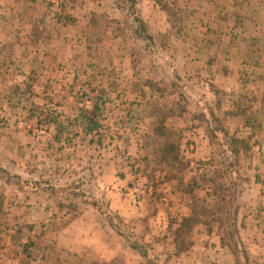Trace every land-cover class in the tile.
<instances>
[{
	"label": "rangeland",
	"instance_id": "obj_1",
	"mask_svg": "<svg viewBox=\"0 0 264 264\" xmlns=\"http://www.w3.org/2000/svg\"><path fill=\"white\" fill-rule=\"evenodd\" d=\"M92 12L123 35L93 42ZM162 121L180 138V177L211 176L195 196L158 167ZM232 137L249 152L231 154ZM222 192L239 261L233 228L209 220L178 250L189 201ZM0 264H264V0H0Z\"/></svg>",
	"mask_w": 264,
	"mask_h": 264
},
{
	"label": "trees",
	"instance_id": "obj_2",
	"mask_svg": "<svg viewBox=\"0 0 264 264\" xmlns=\"http://www.w3.org/2000/svg\"><path fill=\"white\" fill-rule=\"evenodd\" d=\"M59 20L62 19L63 16H66L64 18L68 19L69 25H77L78 21H76L73 17L70 15H66L65 13H60L57 15ZM135 24V33L136 35L140 36L143 40H152V36L148 32V26L144 21H142L140 18L136 17L134 19ZM114 24V22H107L104 25V20L99 15L95 13H90L88 16V24H87V31L86 33L92 37V41L99 44L102 42L104 36L107 34V32L114 30V33L117 37H121L123 35V30L119 28L113 29L111 26ZM111 29V30H110ZM150 90L155 88L154 85L149 84L148 85ZM162 89V88H161ZM161 89H158L160 91ZM155 92L152 93V95L155 96ZM174 101V100H173ZM174 105H176L174 110H178V113L176 115L170 116L173 119L181 120L182 116L187 112V109L184 106H181V101L177 100ZM98 105H95V109H97ZM177 108V109H175ZM94 109V110H95ZM171 111L169 108L167 112ZM81 117L83 119V122L85 124L84 130L86 133H94L98 132L100 125L98 121L94 119V117L91 115V113H82ZM166 120V119H165ZM52 124L56 126V128L59 129L57 132L56 139L60 138L61 132L64 130L63 124L58 122V119L55 117H52L51 120ZM206 122V121H204ZM203 124V123H202ZM206 125L208 123L206 122ZM246 127L253 130V126L251 124V121H246L244 124ZM173 126H169L165 123V121H162L160 124H155L154 129L152 131V136L156 137L159 136L158 144L156 146L157 149V155L159 158H156L158 162V167L160 169L167 172V175L169 176L170 180L176 179L177 185L180 189V193L183 195H196V191L201 188L202 183V189H207L206 187L210 183L211 176L208 172H202V174H196V176H192L188 183H186L184 177H180V166L182 164V158L180 155V138L178 137V133L176 132L175 128H172ZM161 137V138H160ZM230 150L229 152L231 154H245L249 152L250 148L248 145V140L244 138L239 137H232L230 139ZM202 165H207L206 162H202ZM199 170H197L198 172ZM211 186V185H209ZM212 188V187H210ZM235 198L230 197L227 198L222 192L220 195H217V197L214 198L213 204L206 203V198L204 202H199L196 199H191L189 201V213L185 217L182 218V221L180 225L174 229L171 233V236L173 238V243L176 246L178 250H185L188 248L190 236L193 231L199 226L205 225L207 226L206 220H209L213 224V226L218 227L220 230H225L229 227L233 228V232L230 233L229 238L232 242L231 249L232 254L236 257V259L239 261V254L240 251L237 249L236 243L240 241V237L237 232L236 228V214L235 212ZM202 220V221H201ZM22 228H18V236H26L21 233ZM32 229V228H30ZM22 234V235H21ZM32 239V238H31ZM28 241L30 242V237H28ZM30 244V245H29ZM28 245L32 246L35 244V242H30ZM28 246V247H29ZM39 251L37 253V258H40L41 260H47L49 257V250H51L48 245H46L44 248H38ZM33 254V252H32ZM247 262V259H246Z\"/></svg>",
	"mask_w": 264,
	"mask_h": 264
}]
</instances>
